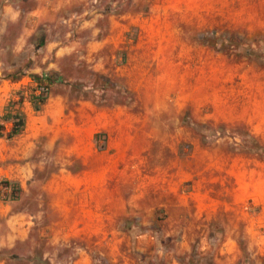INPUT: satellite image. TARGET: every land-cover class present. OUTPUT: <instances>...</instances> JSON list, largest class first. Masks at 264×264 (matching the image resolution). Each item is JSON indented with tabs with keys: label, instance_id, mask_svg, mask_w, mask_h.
Returning a JSON list of instances; mask_svg holds the SVG:
<instances>
[{
	"label": "rangeland",
	"instance_id": "obj_1",
	"mask_svg": "<svg viewBox=\"0 0 264 264\" xmlns=\"http://www.w3.org/2000/svg\"><path fill=\"white\" fill-rule=\"evenodd\" d=\"M8 1L26 13L34 4L0 6ZM81 10L98 14L100 38L121 42L87 59L96 35L84 27L81 53L61 63L54 90L71 108L93 101L136 115L119 122L105 235L55 236L51 208L39 204L61 157L40 140L36 169L25 171L15 143L0 140V180L20 187L16 200L1 190L0 202H40L35 211L48 216L9 264H264V0H83ZM17 33L16 23L0 28V82L29 75L42 52ZM30 174L27 195L18 177Z\"/></svg>",
	"mask_w": 264,
	"mask_h": 264
},
{
	"label": "crops",
	"instance_id": "obj_2",
	"mask_svg": "<svg viewBox=\"0 0 264 264\" xmlns=\"http://www.w3.org/2000/svg\"><path fill=\"white\" fill-rule=\"evenodd\" d=\"M31 1L34 4L28 13L20 2L8 1L0 6V28L7 29L16 23L19 44L32 37L41 43L42 49L29 68V75L0 82V124L4 125L0 140L15 143V155L25 159L22 166L25 171L36 169L31 157L37 155L40 140H44L45 151H55L61 159L52 177L42 183L41 196L48 197V202L20 203L23 205L20 208L15 207L20 200L0 202V264H9L11 256L8 253L17 252L33 236V227L40 224L41 219L48 218L43 215L47 211L40 208L35 211L38 204L51 208L55 219L51 228L56 229L55 236L59 239L69 242L79 233L87 237L105 235L106 207L112 194L107 170L115 165V157L122 153L125 142L119 122L122 118L127 121L136 116L127 106L107 109L93 101H80L72 108L67 106L61 94L54 90L58 80L56 72L63 61L81 53L83 28L93 26V35L97 36L88 39L87 59L95 53L100 54L107 44L113 43L117 48L121 39L119 35L115 39V33L105 36L103 30L100 38L101 30L96 25L98 14L88 19L83 17V0ZM111 30L114 31V27ZM94 68L100 70L99 65ZM34 74L50 75L55 81L42 104L35 102L36 89L39 83L46 81L39 82L33 78ZM17 115L23 116L24 128L8 138ZM124 147L128 148L125 144ZM75 160H80L78 169L73 165ZM30 178L31 174L26 179L22 175L18 177L21 187L23 182L27 184V195L34 193L37 182Z\"/></svg>",
	"mask_w": 264,
	"mask_h": 264
},
{
	"label": "trees",
	"instance_id": "obj_3",
	"mask_svg": "<svg viewBox=\"0 0 264 264\" xmlns=\"http://www.w3.org/2000/svg\"><path fill=\"white\" fill-rule=\"evenodd\" d=\"M33 78L37 79L39 82L42 81V79H44L41 76L38 75H32ZM52 80V79H51ZM47 95H41V96H36L35 98H37L35 100V102L38 103H45V101L47 100ZM38 106V105H37ZM24 128V119L22 115H17L16 117H14V126L12 128V130L9 132L8 134V138H12L13 136H16L17 134H19ZM0 186H1V190H6V193L4 194V200H16L18 199V192L20 190V187L17 185L16 182L8 179V178H4L0 180Z\"/></svg>",
	"mask_w": 264,
	"mask_h": 264
},
{
	"label": "built area",
	"instance_id": "obj_4",
	"mask_svg": "<svg viewBox=\"0 0 264 264\" xmlns=\"http://www.w3.org/2000/svg\"><path fill=\"white\" fill-rule=\"evenodd\" d=\"M43 78L46 82L45 83L41 82L37 85L36 90H37L38 94L36 96H41V95H47L48 96L50 93V87L55 82L53 77L50 75H45V77H43Z\"/></svg>",
	"mask_w": 264,
	"mask_h": 264
}]
</instances>
